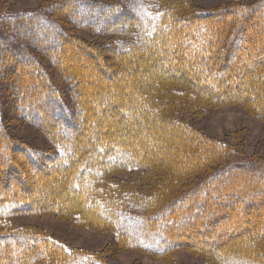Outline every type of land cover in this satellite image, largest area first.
Listing matches in <instances>:
<instances>
[{
    "label": "trees",
    "instance_id": "1",
    "mask_svg": "<svg viewBox=\"0 0 264 264\" xmlns=\"http://www.w3.org/2000/svg\"><path fill=\"white\" fill-rule=\"evenodd\" d=\"M83 3L87 4L86 1L62 0L53 4L54 8L49 14L37 11L5 15L0 12V92L2 80H10L8 76L4 78L3 73L11 74L14 68L21 67V64L29 62L32 65L29 71L35 70L42 76L45 82L43 86L31 81L30 78L29 82L23 81L22 78L19 80L17 76L18 105L14 109L32 117L52 140L61 145L63 157L58 155L46 157L52 163V168L59 167L54 168L55 172L68 178L64 186L71 189L74 194L66 196L64 201L51 200L47 198L50 194V184L42 189L43 193L38 194H26L24 191H28L30 186L26 184L9 191L11 184L2 182L3 176L0 172V218L11 217L28 209L33 211L57 209L60 215L67 217L75 213L79 215L80 222H90L98 227H109L114 230L122 245L160 256H168L183 243L181 236L190 223L193 225L191 233H194V238L201 236L199 238L210 246L208 249L194 246V249L203 250L207 254L211 252L215 259L220 257V260L216 261L217 264H264V250L259 246V243L264 242V223H258L253 230L245 229L243 233L239 228L235 230L232 227L229 231L225 229L219 233L217 228L209 231L203 229L208 223L214 224L216 221L226 223L231 220L230 214L233 213H230L229 207L239 205V200L244 201L242 210L250 213L249 207L254 205L260 193L264 192V188L256 189L259 184L264 187V163L247 166L225 163L195 186L178 195L176 200L165 201L163 198L161 201H147V209L153 212H129L123 208L118 198H107L103 194L105 191L97 188L106 173L113 170H128L155 164L157 171L171 170L176 179H185L196 170L209 169L211 163L221 161L225 155L224 143L211 138L198 128L178 121L176 115L173 116L172 113L179 105L195 106L201 100L223 102L232 99L264 117V17L260 12L264 9V0L250 6L236 5L199 14L185 13L179 4L174 8L157 11L135 2L137 13H127L130 17L128 21L136 34L144 37L143 41L136 43L129 39L127 41L129 45L121 41L122 50H111L109 56L116 59L122 70L128 68L137 70L138 62L142 59L146 60L151 70L162 69L164 59H173L171 68L178 71L174 74L170 72L172 69L168 68L152 73V76L143 78L137 85L129 83L127 87H121L118 90L120 96L111 94L108 89L110 85L107 83H97L95 92L90 94L85 86V78L88 75L74 71L81 87L75 93L76 101L80 105L83 104L81 107L84 108L80 110L85 111L83 117L86 118L87 132L75 122L73 111L63 97L62 91L52 83L51 77L45 71L48 67L43 65L38 57L41 55L49 60L50 64L59 67L58 75L65 74L67 77L75 78L71 72L74 69L65 67L63 61L71 57H65L61 53L54 55L51 51L54 47L57 48L62 41L61 38L73 40L68 38L62 20H73L80 25L91 24L86 22L88 19L85 15L80 16L78 13L74 15L72 12V9ZM88 4L93 7L98 5L91 1ZM62 9H65L64 12ZM112 9L114 11V8ZM115 11L119 12V9L116 8ZM62 12L65 14L64 18L61 16L63 19L57 20L56 15ZM224 15L225 18L219 17ZM251 19H254L256 25L250 23ZM248 20L250 24L247 23ZM41 22L48 24L51 30L41 29L39 26ZM95 25L97 28L106 27ZM110 31L118 33L120 30ZM132 32L128 34L133 35ZM246 33L251 40L244 36ZM128 34L126 35L129 36ZM245 38L246 42H249L248 45L243 44ZM80 47L85 50L82 45ZM235 48L243 51L237 54ZM234 57L240 67H245L239 71H226L224 77L221 75L222 71L226 70L227 63L233 61ZM246 60L255 62L246 63ZM217 76H223L219 85L216 82ZM233 76H239V83L232 86L229 80L233 79ZM10 82L12 83V80ZM175 83L184 84L185 93L192 92L195 96L191 94L190 98H181V101L173 97L172 89ZM126 91L132 94V98L123 105L125 110L122 113L125 117L123 129L115 137H111L106 126H99L94 116L98 111L112 109L114 102L117 99L121 101ZM227 91L231 98H224ZM86 95L89 97L86 98ZM99 100H107V104L98 106ZM1 111L0 102V117ZM127 115H130L129 118ZM70 129L71 134L67 133ZM79 147L82 149L78 150ZM97 148H102L103 156L97 152ZM0 149L2 168L10 167L9 169L17 170L18 167L20 170L14 163L17 156L15 152L23 150L28 156L26 160L29 165H34L37 170L47 174L53 171L47 164L41 163L35 150L25 145L17 146L2 132ZM238 169H245L247 176L239 175L242 172L235 171ZM232 171H235V177L230 174L219 178V174L224 175ZM252 174H256V180L251 178ZM236 175L240 179L235 180ZM175 180L173 178V184H176ZM60 181L55 180L53 183L61 184ZM223 183L229 186L235 184V188L232 187V191L230 190L231 195L229 194L226 199L218 194L211 202L215 204L214 207L210 202L205 204L200 201L203 197L202 191L206 187ZM245 184L253 186L247 193L241 191ZM239 185L241 187H238ZM218 201L221 204L217 203ZM261 202L263 203L264 199ZM224 213L229 215L224 217ZM186 216L193 219L183 222L182 218ZM197 219H201L199 223ZM175 222L176 228L180 231L169 228L170 224ZM215 233L216 239L212 237ZM211 237L213 240H210ZM249 237L256 238L249 241L247 239ZM12 242L16 246L14 249L11 248ZM47 258L46 264H106L89 253L68 252L48 238L35 233L22 230L0 231V264H36Z\"/></svg>",
    "mask_w": 264,
    "mask_h": 264
},
{
    "label": "rangeland",
    "instance_id": "2",
    "mask_svg": "<svg viewBox=\"0 0 264 264\" xmlns=\"http://www.w3.org/2000/svg\"><path fill=\"white\" fill-rule=\"evenodd\" d=\"M60 1L62 0H0V12L5 15L29 14L37 11L49 14L54 8L53 4ZM78 1H86L87 4L84 5L85 3H83L72 9L73 14L76 15L78 13L80 16L85 15L88 19L86 22L91 24H84L86 25L84 26L80 25L79 22H74L73 20H62L65 31L68 34V38L70 37L73 40L69 41L64 37L61 38L62 43L60 42L57 48L54 47V50L52 49L51 53L54 55L61 53L65 57H71L63 60L64 66L69 69H74L71 70L72 73L75 71L77 73L81 72L88 75L86 76L87 78H85V86L88 89L87 92L90 94L91 92H95L97 83H107L110 85V88L108 89L111 94L120 96L118 90L121 87H127L126 85L129 83L137 85L143 78H149L152 76V73L171 68V64L174 62L173 59H164L162 61V69L157 68L151 70L146 60L142 59L138 62L137 70H133L131 68L122 70V68L117 65L116 59L109 56V52L111 50H122L123 44H121V41L128 45L129 42L127 41H129V39L136 43H141L143 41L144 37L141 34L137 35V32L133 30L128 21L130 17L127 13H137L135 2L138 3V5H146L157 11H161L164 8H174V6L176 7V4H179L181 10H185V13L195 12L196 14H199L205 11L228 9L235 7L236 5L250 6L263 0ZM89 1L98 5L93 7V5L88 4ZM106 5H112V7L109 8ZM112 8H114V11H112ZM116 8L117 10L119 9V12L115 11ZM64 10L62 9L61 11L64 12ZM92 11L94 13H92ZM63 12L60 15H56L57 20L64 18L63 16L65 14ZM260 12L264 17V9ZM89 14H91V16H89ZM61 16L63 18H61ZM219 17L225 18L226 16L224 15ZM53 18H55V16H53ZM253 20L254 19H251V22L248 20L247 23L250 22L253 25H256ZM95 24L106 27L101 26L97 28L95 27ZM39 26L43 30H51L49 25L45 22L39 23ZM112 29L120 30L118 33L121 34L118 35V33L110 31ZM131 31H133L131 33L133 35L128 34ZM244 36L250 39V37L247 36V33L246 35L244 34ZM246 40L247 39L245 38L243 44L248 45L249 42H246ZM80 45H82L85 50H83ZM242 51L243 49L236 50L235 48V52L237 54H240ZM38 57L40 62L48 67L45 71L48 72L51 77L52 83L62 91L63 97L67 100L69 107H71L73 111L75 122L79 124L80 128L84 130V132H87L86 118L83 117L85 111L84 109L81 111L84 107H81L83 104L80 105L77 103V97L75 96V93H77L81 88L77 82L78 77L75 75L76 73H73L75 78L67 77L65 74H63V76L58 75L59 72L57 71L59 67L53 66V63L50 64L49 60L41 55H38ZM235 58L236 57L233 58V61H229V64L227 63L228 66L226 67V70L222 71L221 75L225 77L226 71H239L242 68L244 69L245 66L240 67ZM24 62L25 61H23V63ZM245 62L254 63L255 60L249 62L246 60ZM20 66L21 67L14 68L13 73L11 74L9 72L3 73L4 78L8 76L10 80H2L3 86L0 92V102L2 107L0 132L6 135L9 141L17 144V146L25 145L31 147L35 150L36 156L39 158L41 163H43V165L47 164L48 167H51L52 163L46 156L58 155L63 157L61 156L63 153L61 145L52 140L32 117L30 118L28 114L14 109L15 106L18 105L16 84L19 80H21V78L23 81L27 82H29L28 80L30 78L31 81H34L38 85L42 86L45 82L42 76H39L35 70L31 72L29 71V69H32V65L29 62L21 64ZM177 71L178 70L176 68H173L170 72L176 74ZM17 76L19 77V80H17ZM223 76H217L218 78L216 82H218V85L221 84ZM11 80L12 83L10 82ZM229 82L232 86L233 84H238L239 76H233V79L229 80ZM218 85L216 88H218ZM172 90L174 93L173 97L179 98L180 101L182 100L181 98H190L191 94V96H195L192 92L185 93L186 87L182 83H175ZM224 95V98H231L229 91L225 92ZM88 97L89 96L86 95V98ZM218 97L220 96L218 95ZM130 98H132V94L127 93L126 91V95H122L121 101L117 99V101L114 102L112 109L96 112L94 116L95 121L99 122V126H106L109 131V136L115 137L116 134L123 129V124L125 122V117L122 116V113L125 111L123 109V105L124 103L126 104L129 102ZM230 100L231 101L225 100L223 102H220L221 100L218 102L215 100H201V102L195 106H182L184 105L182 104L176 108L177 111L174 109L172 113L173 116L176 115L178 121L185 122L193 128H198L211 138L224 143L223 148L225 155L221 158L220 162L215 161L211 163L209 169L204 168L199 171L196 170L191 173L189 177H185V179H176V175H174L171 170L160 169L157 171L155 164L151 166H139L128 170H113L111 172H107L105 177L101 179L97 187L98 190L105 191L103 194L106 195L107 198H118V200L121 201L123 208L129 212H153L152 210L147 209V201H161L163 198L165 201L176 200L178 195L195 186L197 182L209 176V174H211L210 172L214 171L221 165H225V163L234 166H247L264 163V117L255 113L250 109V107L244 105L243 103L233 101L232 99ZM97 102H99L98 106L107 104V100H99ZM127 116L129 118L130 115ZM93 124L96 126L94 121ZM71 131L72 130L70 129L67 133L71 134ZM79 148L78 150L82 149L81 147ZM1 150L2 149H0V154L2 153ZM97 152L102 156L104 155L102 148H97ZM15 153L17 156H15L14 163L19 166L20 170H18V167L17 170L9 169L10 167H0V172H2L3 176L2 182L8 185L11 184V188L8 189L9 191H14L17 188L19 189L21 186L26 184L30 185L28 186L29 190L24 191L26 194H38L43 193L42 189H45L50 184V194L48 193L49 195L47 198L51 200L64 201L66 196L73 194L71 189L64 186V184L68 181V178L64 175H59V173L54 171V168L59 167H51L53 171H49L47 174L42 170H37L34 165H29L26 160L28 156H26L23 150ZM244 170L245 169H238L235 171L240 173L242 172L239 175H246L247 173H245ZM235 171H232L231 173H224V175L219 174V178L227 177L230 174V176L235 177ZM256 177V174L251 175L252 179L256 180ZM173 178L174 180L176 179V184L172 183ZM236 179H240L239 176L236 175L235 180ZM55 180H61V184H54L53 181ZM248 184H245V186L241 188L243 193H247L250 189H252L251 187L253 186ZM214 185L206 187L202 191L203 197L200 200L205 204H209L210 202V205L213 207L215 204H212L211 202L218 194L223 195V199H226L231 193L232 187L235 188V184L232 186L224 183ZM238 187L241 186L239 185ZM263 188L264 187L259 184L256 189L258 190ZM259 198L255 200L256 202L254 205L249 207V214L241 208L244 201L239 200V205L236 204L231 208L229 207L230 213H233L230 214V216H232L230 217L232 218L231 220L226 221V223L218 221L214 222V224L208 223V226H203L204 231L217 228V232L219 233L221 230L224 231L225 229L229 231L232 227L235 230L239 228V230L243 233V230L245 229H255L258 223H264V202H261L264 199V192L260 193ZM215 202L216 201H214V203ZM217 203L221 204L220 201ZM218 206L220 205H217V207ZM224 214V217H227L228 213ZM191 216L182 218V221L184 222L187 219L192 220L193 218H191ZM78 218L79 215L75 213L74 215L73 213L70 214L68 217L60 215L57 209L43 211H33L28 209L26 212H20L11 217H1L0 231L22 230L35 233L48 238V240L53 241L56 245H60L62 249L68 252L84 254L89 253L96 256L106 264H217L216 261L220 258L216 257L217 259H215L211 252H208L207 254L203 250L199 251L194 249V246H199L200 248L206 247L207 249L210 246L207 245L205 241L200 239L201 236H199L200 238H194V233H191L193 225L189 222L185 228V233L181 236L184 240L183 243L179 247H176L168 256H160L145 252L135 247L124 246L119 242L117 233L111 228L98 227L90 222H80ZM200 220L201 219H197V223H199ZM170 225L171 227L169 228H175L177 231H180V229L176 228V222L171 223ZM236 236L237 234L235 237ZM212 237L216 239L217 233L213 234ZM212 237L210 240H213ZM255 238L256 237H249L247 239L249 241H253ZM259 246L264 250V242L259 243ZM15 247L16 246L12 242L11 248L14 249ZM47 260L48 258L41 260L36 264H46Z\"/></svg>",
    "mask_w": 264,
    "mask_h": 264
}]
</instances>
